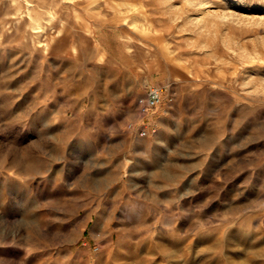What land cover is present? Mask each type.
Here are the masks:
<instances>
[{"label":"rangeland","instance_id":"rangeland-1","mask_svg":"<svg viewBox=\"0 0 264 264\" xmlns=\"http://www.w3.org/2000/svg\"><path fill=\"white\" fill-rule=\"evenodd\" d=\"M0 264H264V0H0Z\"/></svg>","mask_w":264,"mask_h":264},{"label":"built area","instance_id":"built-area-1","mask_svg":"<svg viewBox=\"0 0 264 264\" xmlns=\"http://www.w3.org/2000/svg\"><path fill=\"white\" fill-rule=\"evenodd\" d=\"M164 94V88L159 86H151L147 92L146 97L141 101V108L144 114H147L148 111L160 103ZM149 129L142 127L138 130V135L146 136L149 133Z\"/></svg>","mask_w":264,"mask_h":264}]
</instances>
